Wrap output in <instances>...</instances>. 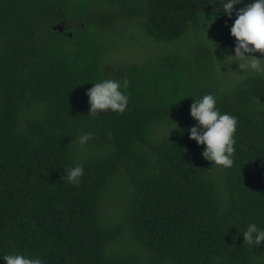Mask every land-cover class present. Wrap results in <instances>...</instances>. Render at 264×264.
Wrapping results in <instances>:
<instances>
[{
	"label": "trees",
	"instance_id": "obj_1",
	"mask_svg": "<svg viewBox=\"0 0 264 264\" xmlns=\"http://www.w3.org/2000/svg\"><path fill=\"white\" fill-rule=\"evenodd\" d=\"M0 264H264V0H0Z\"/></svg>",
	"mask_w": 264,
	"mask_h": 264
},
{
	"label": "rangeland",
	"instance_id": "obj_2",
	"mask_svg": "<svg viewBox=\"0 0 264 264\" xmlns=\"http://www.w3.org/2000/svg\"><path fill=\"white\" fill-rule=\"evenodd\" d=\"M142 59V55H138V53H126L124 58H123V65L128 64V63H134V64H139L140 60ZM121 67L118 63L112 64L109 66V70H114V71H120Z\"/></svg>",
	"mask_w": 264,
	"mask_h": 264
},
{
	"label": "flooded vegetation",
	"instance_id": "obj_3",
	"mask_svg": "<svg viewBox=\"0 0 264 264\" xmlns=\"http://www.w3.org/2000/svg\"><path fill=\"white\" fill-rule=\"evenodd\" d=\"M65 23L64 22H61L60 24H56L54 26H52V29L55 30V31H58L60 33H64V30H65ZM72 36V35H70Z\"/></svg>",
	"mask_w": 264,
	"mask_h": 264
}]
</instances>
